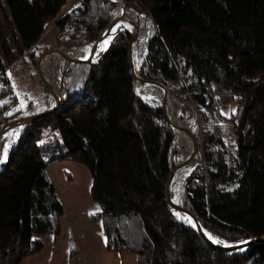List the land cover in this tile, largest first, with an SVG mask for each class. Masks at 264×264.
Returning a JSON list of instances; mask_svg holds the SVG:
<instances>
[{
  "label": "trees",
  "instance_id": "trees-1",
  "mask_svg": "<svg viewBox=\"0 0 264 264\" xmlns=\"http://www.w3.org/2000/svg\"><path fill=\"white\" fill-rule=\"evenodd\" d=\"M0 1L8 9L0 20L1 130L52 103L46 93L19 108L7 67L24 57L34 63L52 25L56 46L92 45L116 3L79 0L60 14L68 0ZM123 1L139 13L141 77L162 82L198 116L193 131L205 171L193 186L186 179L174 202L219 243L264 237V0ZM117 30L99 62L62 66L61 110L17 129L0 163V264H20L42 250L36 236L59 239L63 207L47 168L66 160L90 173L97 210L89 220L100 224L107 252L134 254L137 264H264V244L219 250L168 206L164 192L180 162L177 141L159 102L132 91L134 27ZM227 105L236 127L238 172L231 174L221 124Z\"/></svg>",
  "mask_w": 264,
  "mask_h": 264
},
{
  "label": "rangeland",
  "instance_id": "rangeland-1",
  "mask_svg": "<svg viewBox=\"0 0 264 264\" xmlns=\"http://www.w3.org/2000/svg\"><path fill=\"white\" fill-rule=\"evenodd\" d=\"M78 3L79 0H68L67 3L62 7L60 14H64L65 12L70 10V8L75 6V4L78 5ZM7 13H8V9L5 8V6L2 5L0 1L1 21L6 20V17L8 15ZM129 16L131 20L129 22L131 24L128 25L125 23L119 26L124 27V25H126L133 28V25H135V13L132 11L129 13ZM142 32L141 33L139 32L138 36L136 37V43H138L139 39L143 37ZM56 33H57V29L55 28V26L52 25L43 34L39 42V46H40L39 50L41 49L42 52L39 53L34 63L31 59L25 57L17 61L11 67H8L6 69L4 77H7L12 83L13 92L17 97L18 100L17 106L19 108H23L28 101L31 100L34 102L39 101L43 96L46 95V93H49L52 96L51 97L52 103L50 107L54 105V101L56 98L53 95L52 89L50 88L49 91L44 86L43 81L39 78L38 69L36 66L37 60L40 59L41 61L42 57L45 56L44 52H47L54 48H59L67 53L71 52L72 56H74V54H76L81 47L91 46L90 44L88 45L86 44L81 47L56 46L55 45ZM106 48L107 47H103L102 49H98L95 52L96 55L94 57V61L99 59L101 56H103L104 52L106 51ZM53 53H48L50 55H47L45 57L49 58L52 55L50 60H53V58H56L54 57ZM70 55L71 54L67 55V57H72ZM73 58L77 59L76 57ZM60 60L61 61L58 62V64L56 65L55 72L57 75V82L59 83V85L60 84L62 85L61 70H62V66L65 64L66 61L64 59H60ZM135 63H136V58H135ZM68 64L70 63H67V66ZM131 83H132L131 84L132 91L135 94L140 95L141 99L157 100L159 104L162 102L163 98L158 97V93L153 89H148L144 83L136 82L132 79H131ZM171 97H173V99L179 102V103L175 102L174 107L177 113L179 114L180 118L183 119L193 131L196 122H198V116L193 105L190 104L188 105V108L185 109L183 107L184 102L181 101L180 98L177 97L175 98L172 94ZM169 99L166 101V106L169 104V101H171ZM192 108L195 111V115L192 111ZM229 109L230 107L228 105L222 107L223 119L221 124L224 126L226 132L225 145H226L227 172L231 174L232 162L234 161V157L236 155L235 138H234L236 127L233 124H231V122L228 119ZM166 114H167V110H166ZM173 132H174V138L177 141V148H178L177 150L179 151V159H180V162L176 167L180 165L179 166L180 168L183 165L182 155L186 154L187 152L184 150L185 146L183 145V143H180L177 139V131L173 130ZM16 133H17V129H14L13 131L10 132L8 137L7 135H5L4 136L5 138H2L0 143V159L3 160L5 159L4 149L7 148V153H8V150H10L13 144L15 143L14 137ZM230 138L232 140H230ZM196 140L198 143V152L193 159L199 160L202 163V167H203L202 174H203L205 171V168L203 166L205 162L204 156L199 141L197 138ZM192 151H193V147L187 157H189L192 154ZM176 167H174L173 169H175ZM194 171L195 170H193L192 172L190 171V173L187 174L185 179H183L178 183L175 192L186 181V179H189L190 186H193L195 184V182L197 181L198 177L201 174H192ZM47 174L54 186V192L63 207V214L61 217V224H60L61 233L59 239L54 244L52 243L53 239L51 234L36 236V238L40 239L43 242L42 250L27 256L20 264H137L136 256L134 254L107 252L105 249V240L100 232V224L93 223L89 220V214L94 213L97 210V207L90 197V188H91L92 180L88 169L80 163L66 160L61 162H53L47 168ZM192 179H194L193 183H192ZM164 197H165V192H164ZM211 237H213L215 240H218V238L213 234L211 235ZM221 243H224V241H222ZM72 246L77 251V253L73 256H71Z\"/></svg>",
  "mask_w": 264,
  "mask_h": 264
},
{
  "label": "water",
  "instance_id": "water-1",
  "mask_svg": "<svg viewBox=\"0 0 264 264\" xmlns=\"http://www.w3.org/2000/svg\"><path fill=\"white\" fill-rule=\"evenodd\" d=\"M111 1L116 3V1H114V0H111ZM125 4L128 5L132 9V11L135 13V20H136L135 25H133L134 32L132 34V38L130 40L129 48H128V60H129V65H130V69H131L132 80H134L136 82H141V83H144V84H152V85H155V86H157V87H159V88H161L163 90V100L160 103V107L163 110V113H165L166 118L168 119V116L166 114V101L168 100L169 97H171V93L168 91V89L165 87V85L162 82H160V81H147V80H144L140 76V74L139 75L135 74V70H134V67H135L134 63L135 62L133 61V50H132V48H134V46H133L134 40H136V37L138 36L139 27H138V23L137 22H138L139 13L131 5H129L128 3H125ZM115 10H116V8H115ZM115 10H114V13H115ZM113 22H114V14H113L110 22L107 24V26L104 28V30L100 34L99 38L90 46V51H89V54H88V57L86 58V60L80 61V60H77V59H75L73 57H67L66 55L62 54V57L66 61L65 65L67 66V63L94 64L96 62H99V59L103 58L107 51L104 52L103 56H101L99 59L94 61L96 49L98 48L99 44L101 43V41L104 38L105 30L108 29L113 24ZM127 24L129 25L131 23L128 21ZM117 31L118 30L116 29L111 34V39L109 41V44L112 41V39L114 38V36L116 35ZM107 48H108V46H107ZM57 50L59 51L60 49L59 48H54L52 50L44 52V54L53 53V52H55ZM39 61H40V59H38L37 62H36L39 78L43 81L44 86L50 91L49 84L46 82V80L44 79L43 75L39 71V68H38ZM60 83H61V80H60ZM60 86L62 88L61 84H60ZM61 92H62V94H64L63 88L61 89ZM61 109L62 108H61L60 102L55 99L54 105L51 106L50 108H47L46 110L42 111L41 113L30 115V116H27V117H24V118H17V119L12 120L11 122H9L6 126H4L0 130V140L6 135L7 132H9L11 130H14V129H19L25 123L36 121L38 119H43V118H45V117H47L49 115H53L58 110H61ZM168 122L171 125V127L173 128V130H179V131L185 133L186 135L189 136V138L192 141V144H193L192 154L189 156V158L186 161L182 162V164H184V163L186 164L189 161H191L196 156V154L198 152L197 140H196V138H195V136L193 134V131L191 129H189L190 126H189V128H186V127H181L180 125H174V124H172L170 122V120ZM179 166L171 171L170 175L168 176L166 189H165L166 202H167L168 206L170 207V209L172 211H175L177 213V215L179 217H181V218H187L188 221L190 223H192L194 228L198 231V233L205 239V241L208 244L212 245L213 247H215V248H217L219 250H223V251L233 250V249H238V248H241V247H244V246H247V245H251V244H256V243L264 244V237L263 238H257V239H255V238L254 239H246V240H244V241H242L240 243L231 244V243H225V242L224 243H219L217 240H215L214 238L209 236L207 234V232H210V231H208L207 229L203 228L200 225V223L198 222V220L196 219V217L191 212H189L188 210H186V209H184L182 207H179L175 202L171 201L170 194H169V186H170L171 180L174 177V175H175L176 171L178 170ZM1 170L2 169L0 167V171ZM183 215H184V217H183ZM213 241H216V242H213Z\"/></svg>",
  "mask_w": 264,
  "mask_h": 264
},
{
  "label": "bare ground",
  "instance_id": "bare-ground-1",
  "mask_svg": "<svg viewBox=\"0 0 264 264\" xmlns=\"http://www.w3.org/2000/svg\"><path fill=\"white\" fill-rule=\"evenodd\" d=\"M114 1H116V10H115V13H114V22L108 29L105 30L104 38L101 41V43L99 44V46L96 49V51L98 49H102L103 47H107L108 46L107 43H109V41L111 39V34L117 29V27H119L118 25H123L125 23L127 24L128 21H131L130 18H129L130 17L129 13L132 12V9L128 5H126L123 0H114ZM105 41H107L106 44H105ZM133 46H134V48H132V50H133V61L135 62V58L136 57H135L134 53H136V48H137L136 40H134ZM89 51H90V46L81 47L80 50L77 51V53L74 54V56H72L71 52L67 53L64 50L60 49L59 51L57 50V51H55V53H53L54 57H56V58H53V60H50L52 55L49 58H47L45 56L50 55V54H45V56L42 57L41 61H39L38 68L40 69L42 75L43 74L45 75V76L43 75V77L46 79V82L49 84L50 88L52 89L54 97L60 102V105H62V102H63L62 100H63V95L64 94H62V92H61V89L63 88V86L61 88V86L57 82V75H56V72H55L56 65L58 64V62L61 61L60 59H64L62 57V54L66 55V56L71 54L70 56L76 57L77 59L84 61L88 57ZM21 59H23V58H21ZM21 59H19V60H21ZM134 65H135V67H134L135 74L139 75L140 73L138 71L137 63H134ZM11 66H9V67H11ZM36 66H37V64H36ZM145 86L148 89L155 90L158 93V97H160V98L162 97L163 98V90L161 88H159V87H157L155 85H152V84H145ZM169 100H171V101H169V104L166 106V110H167L168 119L170 120V122L172 124H174V125H180L181 127L189 128V125L186 124V122L183 119L180 118L179 114L177 113V111H176V109L174 107L175 102L176 103H179V102L177 100L173 99L172 97H170ZM192 111H193V113L195 115V111H194L193 108H192ZM189 129H191V128H189ZM11 131H13V130H11ZM11 131L6 133L7 137L9 136ZM176 131H177V139H178V141L180 143H183V145L185 146L184 150L187 152L186 154L182 155V160L184 162V161H186L189 158L187 156L189 155V153H190V151H191V149L193 147V144H192V141H191V139L189 138L188 135H186L185 133H183V132H181L179 130H176ZM11 136H12V133H11ZM3 138H5V137H3ZM14 139H15V137H14ZM1 140H0V143H1ZM193 162H194V159H192L191 161H189L186 164L184 163L176 171L174 177L172 178L170 186H169V194H170V198H171L172 202H174V192H175V189L178 186V183L180 181H182L183 179H185L187 174L190 173L191 168H192L191 163L193 165ZM1 169H2V167H1ZM183 217H184V215H183ZM207 234L209 236L212 235L211 232H207ZM260 238H263V237H260ZM255 239H257V238H255ZM52 243L54 244L55 242L53 241Z\"/></svg>",
  "mask_w": 264,
  "mask_h": 264
},
{
  "label": "built area",
  "instance_id": "built-area-1",
  "mask_svg": "<svg viewBox=\"0 0 264 264\" xmlns=\"http://www.w3.org/2000/svg\"><path fill=\"white\" fill-rule=\"evenodd\" d=\"M230 140H232V139L230 138ZM192 166L193 167L191 169V172L193 170H195L192 174H202L203 167H202V163L199 160H194ZM231 170H232V173H237L238 172V165H237L235 157H234V161L232 162V169ZM193 182H194V179H192V183Z\"/></svg>",
  "mask_w": 264,
  "mask_h": 264
},
{
  "label": "snow or ice",
  "instance_id": "snow-or-ice-1",
  "mask_svg": "<svg viewBox=\"0 0 264 264\" xmlns=\"http://www.w3.org/2000/svg\"><path fill=\"white\" fill-rule=\"evenodd\" d=\"M107 43V41H105V44ZM6 154H7V148L4 149V158L6 159ZM3 162V159H0V163ZM91 215V213H90ZM213 242H216V241H213Z\"/></svg>",
  "mask_w": 264,
  "mask_h": 264
},
{
  "label": "crops",
  "instance_id": "crops-1",
  "mask_svg": "<svg viewBox=\"0 0 264 264\" xmlns=\"http://www.w3.org/2000/svg\"><path fill=\"white\" fill-rule=\"evenodd\" d=\"M77 3V2H76Z\"/></svg>",
  "mask_w": 264,
  "mask_h": 264
}]
</instances>
